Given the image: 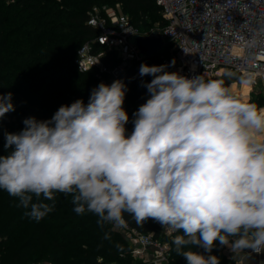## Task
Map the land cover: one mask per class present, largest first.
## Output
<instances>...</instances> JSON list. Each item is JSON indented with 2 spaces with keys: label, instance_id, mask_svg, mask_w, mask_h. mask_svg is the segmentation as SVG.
<instances>
[{
  "label": "clouds",
  "instance_id": "obj_1",
  "mask_svg": "<svg viewBox=\"0 0 264 264\" xmlns=\"http://www.w3.org/2000/svg\"><path fill=\"white\" fill-rule=\"evenodd\" d=\"M174 65L141 64L153 79L141 82L149 97L130 134L122 80L101 82L87 104L62 105L50 120L25 118L5 133L0 190L37 222L57 193L101 227H126L125 214L155 220L180 233L172 243L187 264H220L217 242L236 256L264 251V107L220 81L167 70ZM12 111V93L0 94V118Z\"/></svg>",
  "mask_w": 264,
  "mask_h": 264
},
{
  "label": "trees",
  "instance_id": "obj_2",
  "mask_svg": "<svg viewBox=\"0 0 264 264\" xmlns=\"http://www.w3.org/2000/svg\"><path fill=\"white\" fill-rule=\"evenodd\" d=\"M116 1L124 3L132 23L142 31L165 23L155 0ZM103 4L102 0H0V94L11 92L15 107L0 118V156L11 151L4 147L5 133L21 131L25 118L50 120L62 105L70 106L77 99L88 103L91 90L100 81L94 71L81 72L75 59L79 48L98 34L88 23L89 12ZM156 16L157 24H150ZM172 46L166 41L162 51L133 64L120 79L127 87L124 108L129 115V134L134 127L133 113L149 97L141 82L153 79L141 77L139 68L141 64L162 65L171 56ZM259 100L264 107V96ZM17 204V198L0 190V264H143L132 258L131 246L121 231L111 224L101 227L94 213H75L71 195L57 193L54 210L39 222L26 216L28 210ZM125 220L140 232H160L155 220L140 225L128 214ZM225 248L217 242L211 253L220 264L230 262ZM169 264H187L176 254L173 243Z\"/></svg>",
  "mask_w": 264,
  "mask_h": 264
},
{
  "label": "built area",
  "instance_id": "obj_3",
  "mask_svg": "<svg viewBox=\"0 0 264 264\" xmlns=\"http://www.w3.org/2000/svg\"><path fill=\"white\" fill-rule=\"evenodd\" d=\"M155 2L165 23L150 31L134 26L130 17L119 11V4L93 6L88 23L98 34L79 48L77 68L81 72L94 71L100 83L110 85L142 59L132 37L158 30L173 45L171 56L163 62L170 64L175 60L168 71L188 77L202 75L205 79H220L231 72L244 75L255 87L264 88V0ZM120 231L131 241L130 254L134 260L143 264L170 263L175 232H169L161 224L158 235L140 232L128 224ZM245 252L255 253L251 249Z\"/></svg>",
  "mask_w": 264,
  "mask_h": 264
},
{
  "label": "rangeland",
  "instance_id": "obj_4",
  "mask_svg": "<svg viewBox=\"0 0 264 264\" xmlns=\"http://www.w3.org/2000/svg\"><path fill=\"white\" fill-rule=\"evenodd\" d=\"M102 2L104 3L102 6H110V7H113V6L116 7V5L119 4L120 5L119 11L131 17L129 9L125 7L123 2L116 1V0H102ZM157 19H158L157 16L152 17V19H150V22H151L150 24L156 25ZM230 74L231 72H226L223 74V77H225L224 78L225 80L223 79V81H220L222 82L223 86L229 89L234 96L241 99L242 101L257 103V105L259 104L258 105L259 107H263L259 99H260V96H264V88L257 87V86L255 87L245 81L239 80L238 78ZM207 79H210V78H207ZM214 80H218V79H214ZM117 230L120 232L121 228ZM125 243L128 245V247L131 246V241L126 240ZM108 264H117V263L112 262Z\"/></svg>",
  "mask_w": 264,
  "mask_h": 264
},
{
  "label": "water",
  "instance_id": "obj_5",
  "mask_svg": "<svg viewBox=\"0 0 264 264\" xmlns=\"http://www.w3.org/2000/svg\"><path fill=\"white\" fill-rule=\"evenodd\" d=\"M131 41L140 49L142 59L162 51L166 45L158 30L149 35H135Z\"/></svg>",
  "mask_w": 264,
  "mask_h": 264
},
{
  "label": "crops",
  "instance_id": "obj_6",
  "mask_svg": "<svg viewBox=\"0 0 264 264\" xmlns=\"http://www.w3.org/2000/svg\"><path fill=\"white\" fill-rule=\"evenodd\" d=\"M223 79L219 81H223ZM224 253L230 261L228 264H264V251H262L260 254L245 252L246 256L243 254L236 256L228 247H226L224 249Z\"/></svg>",
  "mask_w": 264,
  "mask_h": 264
},
{
  "label": "bare ground",
  "instance_id": "obj_7",
  "mask_svg": "<svg viewBox=\"0 0 264 264\" xmlns=\"http://www.w3.org/2000/svg\"><path fill=\"white\" fill-rule=\"evenodd\" d=\"M230 75L235 76L239 80H242V81H245V82L251 84V82L244 75H242V74L231 73ZM223 78L224 77L218 79L217 81L222 80Z\"/></svg>",
  "mask_w": 264,
  "mask_h": 264
}]
</instances>
